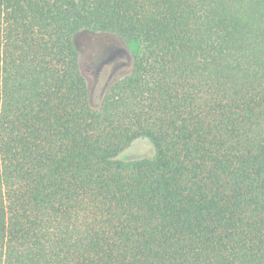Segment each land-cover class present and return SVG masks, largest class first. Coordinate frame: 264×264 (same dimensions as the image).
<instances>
[{
    "label": "trees",
    "instance_id": "obj_1",
    "mask_svg": "<svg viewBox=\"0 0 264 264\" xmlns=\"http://www.w3.org/2000/svg\"><path fill=\"white\" fill-rule=\"evenodd\" d=\"M0 264H264V0H0Z\"/></svg>",
    "mask_w": 264,
    "mask_h": 264
},
{
    "label": "water",
    "instance_id": "obj_2",
    "mask_svg": "<svg viewBox=\"0 0 264 264\" xmlns=\"http://www.w3.org/2000/svg\"><path fill=\"white\" fill-rule=\"evenodd\" d=\"M133 54L117 36H107L99 50L90 57H80L79 67L88 85L89 104L98 108L96 99L102 100L107 90L122 76L129 73Z\"/></svg>",
    "mask_w": 264,
    "mask_h": 264
},
{
    "label": "rangeland",
    "instance_id": "obj_3",
    "mask_svg": "<svg viewBox=\"0 0 264 264\" xmlns=\"http://www.w3.org/2000/svg\"><path fill=\"white\" fill-rule=\"evenodd\" d=\"M103 40H99L94 36L90 38L87 34L77 35L75 42L78 47L80 57L93 56L102 45ZM98 44V45H97ZM97 45L96 48H94ZM127 45V44H126ZM129 51L133 54L137 50L136 44L127 45ZM154 155V148L147 139H137L131 143L129 147L123 150L119 155L118 159L123 161H133L151 158Z\"/></svg>",
    "mask_w": 264,
    "mask_h": 264
}]
</instances>
